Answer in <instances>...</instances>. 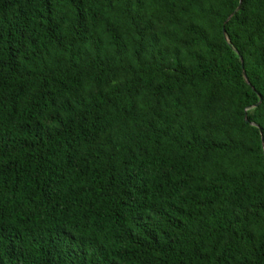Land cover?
I'll use <instances>...</instances> for the list:
<instances>
[{"label": "trees", "instance_id": "obj_1", "mask_svg": "<svg viewBox=\"0 0 264 264\" xmlns=\"http://www.w3.org/2000/svg\"><path fill=\"white\" fill-rule=\"evenodd\" d=\"M0 264H264V0H0Z\"/></svg>", "mask_w": 264, "mask_h": 264}, {"label": "water", "instance_id": "obj_2", "mask_svg": "<svg viewBox=\"0 0 264 264\" xmlns=\"http://www.w3.org/2000/svg\"><path fill=\"white\" fill-rule=\"evenodd\" d=\"M223 33H224V31H223ZM243 74H244V72H243ZM256 106H257V104H256Z\"/></svg>", "mask_w": 264, "mask_h": 264}]
</instances>
